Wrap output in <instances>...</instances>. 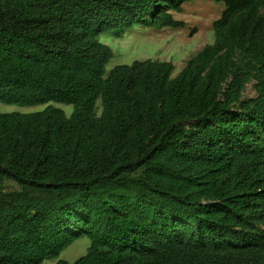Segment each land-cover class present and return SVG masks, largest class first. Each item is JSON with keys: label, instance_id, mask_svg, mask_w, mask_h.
I'll use <instances>...</instances> for the list:
<instances>
[{"label": "trees", "instance_id": "trees-1", "mask_svg": "<svg viewBox=\"0 0 264 264\" xmlns=\"http://www.w3.org/2000/svg\"><path fill=\"white\" fill-rule=\"evenodd\" d=\"M194 1L0 0V104L73 108L0 112V180L21 189L0 193V264L84 237L74 264H264V0H210L214 43L175 78L106 76L102 34L183 28Z\"/></svg>", "mask_w": 264, "mask_h": 264}, {"label": "rangeland", "instance_id": "rangeland-1", "mask_svg": "<svg viewBox=\"0 0 264 264\" xmlns=\"http://www.w3.org/2000/svg\"><path fill=\"white\" fill-rule=\"evenodd\" d=\"M225 10L223 2L210 0L194 1L183 4L181 13H172L173 18L185 23L183 28H165L157 30L149 27L134 26L127 30H114L99 37V41L108 46L114 53V58L106 67V76L118 66L131 65L136 61H160L172 63L175 67L173 78L184 69L186 62L208 45L214 43L213 24L219 20ZM246 96H254L251 87ZM48 107L61 109L69 117L72 106L63 104H48L36 108H21L18 106L0 104L3 114H30L42 112ZM98 115L101 113V102H97ZM21 189L13 182L0 180V193H19ZM90 240L84 237L66 249L57 260L45 264H57L64 260L74 264L87 255Z\"/></svg>", "mask_w": 264, "mask_h": 264}]
</instances>
